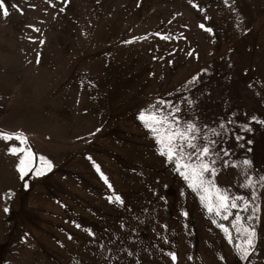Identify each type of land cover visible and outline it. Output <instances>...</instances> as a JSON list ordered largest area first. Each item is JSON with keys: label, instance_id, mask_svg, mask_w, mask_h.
Instances as JSON below:
<instances>
[{"label": "rangeland", "instance_id": "rangeland-1", "mask_svg": "<svg viewBox=\"0 0 264 264\" xmlns=\"http://www.w3.org/2000/svg\"><path fill=\"white\" fill-rule=\"evenodd\" d=\"M3 3L0 130L27 139L0 138V264H264V0ZM142 111L196 125L207 191ZM28 149L53 169L20 179ZM213 186L244 200L209 212Z\"/></svg>", "mask_w": 264, "mask_h": 264}, {"label": "snow or ice", "instance_id": "snow-or-ice-1", "mask_svg": "<svg viewBox=\"0 0 264 264\" xmlns=\"http://www.w3.org/2000/svg\"><path fill=\"white\" fill-rule=\"evenodd\" d=\"M51 2V0H50ZM191 2V0H190ZM225 3H227V0H225ZM13 7H17L16 5H13ZM0 8H3V15L7 17L9 15V12L7 10V7L4 5L3 0H0ZM63 10V9H61ZM207 19V17H205ZM201 28H204L205 26L203 24L200 25ZM208 32H211V28L206 29ZM191 103V101H189ZM152 106H150L151 108ZM176 111H179V109H176ZM139 118L141 120H149L152 123H146L145 126L149 127L151 131L156 132L157 128L153 127L152 124L159 125L163 127L164 129V135L166 138V144L165 147L167 148V152H162L161 154H166L168 160H175L177 164V171H180L181 168L184 169V171H181L180 174L184 177L186 181L189 182V187H192L194 190L198 189H204V173L211 171L212 174H215V169L211 167V163H214L212 161L209 163L208 161L201 159L202 157L210 156V149L207 144L198 146L194 141L197 139V136L194 135V133L198 132V129L196 128V125L188 122L186 123V126L183 129H180L179 127L174 126V123L169 121L167 116L164 115H158L156 112H149L146 117V113L142 111L140 113ZM178 119V118H177ZM252 119H256L253 117ZM167 125V127H164ZM0 138H3L5 140H11L15 138L16 140H23L26 141V137H22L19 133H8L0 130ZM159 139V137H158ZM214 143V142H213ZM185 147L192 149L191 152H185ZM24 149H18L17 147L13 146L9 148V152L12 154H16L17 151H23ZM30 152V149H28ZM187 156V161L183 162L184 157ZM195 157V159H193ZM41 159H44L43 157ZM243 163L245 165L251 166V162L249 160H244ZM24 164L23 158H21L20 163L17 165V169L20 172V179H24L25 175L27 173L25 172L22 165ZM49 167H51V164L49 162ZM97 170L98 166H97ZM187 173V174H186ZM37 175L40 173L37 172ZM262 181H264V177L260 178ZM105 181L107 182V179L105 177ZM252 181L248 180L246 185H241L242 187L245 186H251ZM25 187H27V184H25ZM216 187V193H215V203L211 202V199L208 197H205L204 195H201V199H209L208 203V211L213 212L215 211L217 215L221 213V210L224 212H228L229 208H236L238 207L236 201L237 200H244V197H233L229 196L226 190H220L217 186ZM207 191V189H204ZM6 195H10L6 194ZM111 199V198H110ZM116 201L121 202L120 197L116 196ZM245 204H247V201H245ZM9 209L6 207L4 209L5 212H7ZM186 215V213H185ZM224 219H227V216L223 217ZM236 219L239 220V215L236 216ZM220 227L224 228L225 232H228V229L224 227V225H220ZM252 236H254V232L249 236L247 243L249 246L252 244ZM248 253V248H244L241 250V254L245 255ZM169 256H171L172 260H176L175 253H169Z\"/></svg>", "mask_w": 264, "mask_h": 264}, {"label": "trees", "instance_id": "trees-1", "mask_svg": "<svg viewBox=\"0 0 264 264\" xmlns=\"http://www.w3.org/2000/svg\"><path fill=\"white\" fill-rule=\"evenodd\" d=\"M29 154L34 155L32 156V159L30 161H26L24 162V164L22 165V167L24 168L25 172L27 173V175H25V180H28L30 176L32 175H37L31 172V170H36L40 167V165L43 166L44 170L43 172H41L39 175L37 176H42L48 172H50L53 167H49V162L46 158L41 159L42 156L40 157V155L38 154H34V152H29ZM174 164H176L175 160L171 161ZM177 165V164H176Z\"/></svg>", "mask_w": 264, "mask_h": 264}, {"label": "crops", "instance_id": "crops-1", "mask_svg": "<svg viewBox=\"0 0 264 264\" xmlns=\"http://www.w3.org/2000/svg\"><path fill=\"white\" fill-rule=\"evenodd\" d=\"M211 236L214 237V238H216V234H215L214 231H211Z\"/></svg>", "mask_w": 264, "mask_h": 264}]
</instances>
